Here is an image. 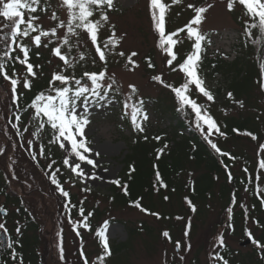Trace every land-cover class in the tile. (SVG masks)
<instances>
[{"label":"rangeland","instance_id":"rangeland-1","mask_svg":"<svg viewBox=\"0 0 264 264\" xmlns=\"http://www.w3.org/2000/svg\"><path fill=\"white\" fill-rule=\"evenodd\" d=\"M165 2L171 4V0ZM227 2L228 0H182L181 4L171 6L166 17L167 33L184 27L193 18V10L187 7L189 3L197 7L213 5L200 25L201 31L211 40V44L206 42L204 44L200 70L206 87L214 95V101H208L194 88L191 95L199 104L207 108L208 112L212 109L211 115L214 119L252 118L258 121L260 127V139L257 140L244 137L227 142L221 140L220 135L215 133L210 137L222 151L230 153L235 159L224 157L226 158L224 165L229 167L225 169L226 177L223 174L218 175L220 180L215 185L214 195L207 194L206 201L202 204L198 203L195 213L191 212L187 205V194L183 195L182 204H179L181 202L176 196H172L166 204L160 203L156 198L155 210L160 214V219L130 208H110L106 200V196L116 186L109 181L120 180L123 161L129 154L135 138L153 134L157 136L172 134L171 130L176 122L171 121L169 116L165 117V121H161L157 111L158 106L160 104L168 106L173 98L177 110L180 111L179 101L171 89L153 79L154 76H162L165 83L179 86L184 81V74L178 70L173 71L167 65L168 57L158 47L159 37L151 20L149 0H114V7L105 10L109 20L106 23L101 22L103 26L98 43L103 46L113 31L120 41L117 46H110V49L105 50L106 64L99 60L95 46L82 30H78L79 37L70 38L71 51L68 46L62 48L74 67L65 66L52 54V48L62 44V41H57L55 37L42 38L45 43L48 39L52 40L48 47H40L47 57L45 73L50 80L57 72L76 78L79 74L76 72L82 71L80 69H94L97 72L107 71L103 82L105 86L115 81L113 90L109 93V100L112 103L105 102L103 107L90 106L91 124L85 130L89 147L93 149L87 155L95 159L98 166L92 168L80 162L86 173H92L101 179L85 182L76 177L66 166L69 182L64 189L70 193L69 197L74 196L79 203H82L88 220L92 221L90 224L92 231L81 228V235H76L74 222H82L83 217L70 215L69 197H63L51 183V174L46 172V164L41 162L39 144L32 134L35 129L34 110H31L30 118L26 119L28 125H20L15 117L16 109L13 107L15 95L7 81L0 80V177L6 187L5 193L0 194V207L4 208L6 213L18 210V207L11 205V201L6 197L9 195L12 200L17 201L16 204L23 206L33 223L37 225V258L33 264H83L81 251L85 253L90 264H98L97 257L102 254L103 248L96 232L105 222L109 224L107 235L112 251V256L107 258L106 264H221L220 261H214L212 256L226 250L231 254L227 258L229 264H252V261L256 264H264V252L255 244L243 247L250 240L248 231L253 233V238L256 240L261 237L262 228L256 223L257 219L244 218L240 220L238 229L233 225L229 228L231 224L227 212L229 207L233 209L232 218L233 215L250 212L253 199L259 202L264 199V195L257 194L258 188L264 192V170L259 169L258 166L259 160L264 158V153L259 151V145L264 144V94L262 87L257 84L247 98L228 104L227 89L231 79L235 77L234 73L226 74L224 71L216 75L208 65L209 61L219 60L227 65L242 63L248 50L245 33L239 25L240 20L244 19L242 7L237 4L233 11H228ZM39 9L35 14L26 13L25 19H28L29 15L39 16L36 23L44 30L57 27L60 21L67 22V9L63 6L62 0H41ZM53 13L59 17V20L51 19ZM94 18L99 19V13ZM3 23L5 22L0 18V27ZM57 30L61 34L66 31ZM8 32L9 29L6 28L0 31V56L5 51L11 50L8 40L4 38ZM179 39L181 42L174 51L179 48L178 55H183L185 48L184 53L188 54L192 50L193 41L187 39L186 33L180 35ZM17 42L24 43L30 48L34 46L30 38L19 37ZM120 52L124 55H119ZM132 52L137 53L132 60L139 67L128 61ZM80 53L84 54V60H80ZM149 57L154 65L153 68L148 66ZM176 64L174 62L173 67ZM26 75L27 72L24 70L16 78L23 81ZM85 84L90 86V81ZM130 85H134L137 89L135 93L131 92ZM57 86H60L59 82ZM21 88L22 86H18V90ZM129 95H132L134 103H138L141 99L144 101V111L149 117L143 122L144 132L136 131L131 124L130 116L125 115L123 105ZM241 102L243 107L240 106ZM188 109L190 108L180 112H187ZM128 111L130 112V109ZM192 114L195 118V114L193 112ZM178 120H183L181 115ZM192 129L203 137L195 127V121L192 123ZM186 133L189 134L188 131ZM61 151L66 158V153ZM212 151L215 152L213 149ZM96 152L100 155L96 156ZM34 155L35 159H33ZM216 155L220 156L217 153ZM68 158L70 162L75 159ZM245 168L248 169L247 173L244 171ZM228 172L232 173L231 180L228 178ZM198 175L194 167L187 166L183 178L184 185H190ZM258 175L259 180L256 179ZM224 185L229 192L239 187L238 196L230 194V199L228 196L220 198L219 193ZM199 192L195 189L196 196L200 195ZM263 205L260 207L263 208ZM180 208L183 210L181 211ZM95 210L102 215L96 217L93 213ZM176 217L182 219L178 220ZM6 218L7 216H0V223L5 224L7 229L13 222L16 224L18 219V217L9 220ZM113 221L115 223H111ZM189 221L191 230L186 237L185 225ZM163 231H169L171 242L162 236ZM2 232L4 231L0 229V233ZM221 234L224 236L225 247L218 246V237ZM61 238L65 248V261H60L58 257V244ZM176 241L181 242L178 252L175 247ZM127 242V246L121 251L116 252L112 249ZM188 244H191L190 251L186 250ZM181 255L185 257L183 261L180 260Z\"/></svg>","mask_w":264,"mask_h":264},{"label":"snow or ice","instance_id":"snow-or-ice-1","mask_svg":"<svg viewBox=\"0 0 264 264\" xmlns=\"http://www.w3.org/2000/svg\"><path fill=\"white\" fill-rule=\"evenodd\" d=\"M40 2L41 0H0V18L5 22L2 27H0V31H3L5 28L9 29L8 34L4 38L8 40L9 47L11 45L16 46L15 48H11V51H5L3 56L0 57V61L5 58L15 59L19 64L26 67L27 72L23 81H21L17 78H13V75L9 74L6 64L0 62V76H2L4 80L10 82L13 94L17 93L18 86H22L23 89L31 90L33 79L37 77V72L34 71V65L30 62L31 49L24 43H18L17 40L19 37L30 38V42L34 44L36 48L41 46L48 47L49 44L52 43L51 39H48L47 43H45L42 38L55 37L57 41H62V44L52 48V54L58 57L67 67H74V64L69 57L64 54L62 48L68 46L69 51H71L72 45L70 38L79 37L80 32L78 30H82L88 35L91 43L95 46V53L99 60L105 64L107 63L105 50L110 49V46L115 47L120 43L114 31L103 46L98 43L99 33L103 26L101 22L106 23L109 20V16L105 10H110L114 7V0H62L63 6L67 9V22L60 21L57 27H53L50 30H44L36 23V21L39 20V16L37 15H29L28 19H25L26 13L35 14L40 10ZM181 3L182 0H171V4L166 3L165 0H149L151 20L159 37L158 47L167 55V65L172 68L173 71L178 70L184 74V81L179 86L165 83L162 76H154L153 79L161 83L164 87L171 89L179 101L180 111H183L185 108L191 109L195 114V127L201 132L204 139L217 154L221 157L235 159L230 153L222 151L217 143L210 139L214 133L220 136H224L225 133L221 131L220 126L208 112V109L199 104L191 95L194 88L195 91L202 94L208 101H214V95L206 87V82L200 70L203 58L202 54L205 50L204 44L205 42L211 44V40L201 31L200 25L206 18L205 14L213 5L208 4L207 6L197 7L195 4L189 3L187 7L193 10V18L184 27L166 33V17L170 8L172 5H179ZM237 4L242 6L244 14L248 17V20L245 21V35L252 40L253 44L264 43V0H228L227 10L233 11L234 6ZM97 13H99V19L94 18ZM51 19L59 20V17L53 13ZM57 29L66 31L64 34H61ZM254 32L258 33L259 39L254 37ZM34 33L35 35H33ZM181 33H186L187 39L193 41L192 50L186 54L181 62L173 67L174 62L178 60V53L174 51V49L181 42L179 39ZM17 49L22 56L17 55L13 58L11 52ZM119 55L123 56L124 53L120 52ZM136 55V52H132L128 57V61L130 64L139 67V65L135 64V61L132 60V57ZM79 58L80 60H84V54L80 53ZM148 66L154 67L150 60L148 61ZM260 71L264 73V62L260 63ZM83 75L90 81V86L83 83L80 79H76L75 76L65 75L63 72L54 73L49 81L50 93H45L43 91L39 92L28 107L34 110L35 117L39 120L38 131L35 134L38 136L45 125H49L54 134V139H51L50 143L56 144L66 153V158L63 159V165L69 167L76 177L87 182L88 180L101 179V177L97 175L86 173L80 163L84 162L92 168L98 166L95 159L89 158V155H87L93 151V149L89 147V140L85 131L91 124L89 118L90 106L103 107L105 106V102L108 104L112 103V101L109 100V93L112 92L115 81L113 80L111 84L105 86L103 82L107 76L106 70L98 73L85 72ZM57 82H59L60 86H57ZM261 87L264 88V81L261 82ZM130 88L132 93L137 91L134 85H130ZM228 96L231 98L232 93H228ZM18 98V95H16L15 99ZM143 106L144 101L142 99L139 100L138 103L132 102V95L127 97L123 105L125 115L130 116L131 124L138 132L145 131L143 122L147 121L149 118ZM240 106L243 107L242 102ZM129 109L130 112L128 111ZM16 119L19 120L20 117L17 116ZM13 126L16 127L15 125ZM243 135L250 136L252 140H257V136L251 132L243 133ZM145 139H147V137H145ZM155 139L158 140L160 137H155ZM29 144H31V141H29ZM164 147L166 148L167 145ZM163 151L164 149L159 150L161 154ZM259 151L264 153V144L259 145ZM39 152L40 155H45L43 147L40 148ZM95 155L99 156L100 153L96 152ZM68 157H74L75 159L70 162ZM33 159H35V155ZM52 164H55L54 160ZM258 166L259 169L264 170V158L259 160ZM55 171L59 172L60 170L57 168ZM105 171H107V169H105ZM244 171L247 173L248 169L245 168ZM131 172H135V168H132ZM227 175L229 180L233 178L231 172H228ZM256 179L259 180L260 176L258 175ZM51 183L56 186L63 197L68 198L70 196V193L61 186L55 174L51 175ZM109 183L122 187L124 194L128 195L127 185H122L119 179L110 180ZM156 184L159 186L156 189L157 191H159L160 188H167V184L161 178L159 172L156 173ZM85 190L88 191L89 189ZM257 194L264 195V192L258 188ZM167 199L169 198L165 196V200ZM261 203L264 204V199L261 200ZM187 205L191 212L195 213L197 211V207L190 199L187 200ZM134 206L141 212H147L157 219L161 218L159 213L149 212L139 201L134 202ZM65 207H67V205H65ZM0 212H6V210L0 207ZM227 212L229 214V219H231L233 209L229 207ZM80 215L83 217V221L74 222V230L77 236L81 235V228L92 231L88 221V215L85 214L82 208L80 209ZM176 219L180 220L182 217H176ZM260 226L264 227V224ZM231 227V224H229V228ZM185 228L184 235L187 237L191 230L190 221L186 223ZM0 229L5 233L8 231L3 223H0ZM108 229L109 224L105 222L96 232V236L100 239L103 248L102 254L97 257L98 264H106L107 258L112 256L109 237L107 235ZM17 231H19V229H17ZM247 235L248 238L252 240V243L264 252V243L254 239L251 231H248ZM162 236L169 242L172 241L169 231H163ZM8 246L10 248L12 247L11 241ZM218 246H226L223 234L218 237ZM175 247L179 249L181 247V242L176 241ZM186 250H191V244L186 245ZM17 255L18 254L13 252L12 258L17 259ZM80 256L83 257V264H90L83 251L80 252ZM58 257L60 261L66 260L62 238L58 244ZM184 259L185 257L181 255L180 260L183 261ZM212 259L214 261H220L221 264H229V260L218 252L212 256ZM19 264H23L22 258H20Z\"/></svg>","mask_w":264,"mask_h":264},{"label":"trees","instance_id":"trees-1","mask_svg":"<svg viewBox=\"0 0 264 264\" xmlns=\"http://www.w3.org/2000/svg\"><path fill=\"white\" fill-rule=\"evenodd\" d=\"M242 14H244L243 8ZM234 17H236V15ZM247 20L248 17L244 14V19L239 22L244 33L245 21ZM182 34L183 33L180 35ZM244 37L247 40L248 50L246 51L245 59L242 63L236 62L227 65L220 60L208 62L209 67H211L213 73L216 75L224 71L226 74L233 72L235 75V77L231 79L227 89L228 93H232L231 98L228 96V104L230 102H239L247 98L257 84L261 87V82L264 81V73L260 71V63L264 62V43L253 44L252 40L246 35H244ZM254 37L259 39L258 33L254 32ZM12 46L10 47L14 48L15 45ZM30 49V62L34 65V71L37 72V77L33 79L31 90L23 88L18 90L17 88V93L14 95H18L19 98L14 99L13 104V107L16 109L15 117H20L18 122L23 126L28 125V120L26 121V119L30 118L29 116L32 110L28 105L34 97L41 91L45 93H50L51 91L49 85L50 79L45 73L47 57L45 53L41 51L40 47L36 48L33 46V48ZM183 50L184 52L186 51L185 48ZM178 51L179 48L177 49V52ZM184 52L183 55H178L177 64L186 56ZM11 55L13 58L17 55L22 56L17 50L11 52ZM149 60L151 61L150 57L147 59V62ZM0 62L6 64L9 74L13 75V78L18 77L24 70L26 72V67L19 64L15 59L5 58ZM80 70L82 71L76 72L79 73L76 79H80L83 83H87L88 81L87 77L83 75L85 72H97L94 69ZM0 80H4L2 76H0ZM7 83L11 87L10 82L7 81ZM262 90L264 94V88H262ZM169 104L168 106L160 104L157 111L161 121H165V117L169 116L171 121L176 122V125L171 130L172 134L165 133L162 136L153 134L152 136H148L147 139H145V136H137L135 138L130 147L129 154L123 161L124 167L120 177L121 184L127 185L128 187V195L124 194L122 187L114 186L109 195L106 196L110 208H130L139 210L134 206V202L139 201L149 212H156V198H158L160 203L166 204V201H169L172 196H176L181 202L183 195L186 194L188 200L190 199L193 204L197 206L198 203L202 204L206 201L207 194L212 193L211 196L214 195L215 185L218 180H220L218 175L223 174V176L225 175L226 177L225 169L229 168L227 165H224L226 164V158L217 156L209 147L207 141L198 134V132L192 129V123L195 121V118L191 110L188 109L187 112L181 113L177 110L173 98ZM209 112L210 114L213 113L212 109ZM180 115L183 119L181 121L178 120ZM215 120L220 126L221 131L225 133L224 136H220L221 140L229 142L244 137L251 138L250 136L243 135V133L246 132H251L257 136V139H260V127L257 120L252 118H215ZM34 124L35 129L32 134L39 144V150L41 147L45 150V155H40L41 162L43 161V163L46 164V172L51 175L55 174L57 180L60 181L61 186L64 188L69 182L66 166L63 165L65 156L56 144L50 143V140L54 139L53 130L46 124L44 129L40 131L37 136L35 133L38 131L39 120L36 117H34ZM187 131L189 134L186 133ZM155 137H160V139L157 140ZM165 145H167L166 148L164 147ZM160 149H164L162 154L159 152ZM53 160L55 164H52ZM189 165L194 167L199 175L190 185L186 186L183 183V178L185 176V168ZM57 168L60 170L59 172L55 171ZM132 168H135V172H131ZM157 172L160 173L161 178L167 184V188H160L159 191L156 190L159 187L156 184ZM245 186L248 188L246 182ZM226 188L225 185L221 188L219 193L220 198L223 199L228 196L230 199V194L236 197L238 196L240 191L239 187L235 191L231 189L230 192L229 189ZM195 189L200 191L199 196L195 195ZM5 190L6 187L3 185L0 177V194H4ZM165 196L169 199L165 200ZM6 197L11 201V205L18 207L17 211L8 213L6 219L9 220L16 217H18V219L16 224L13 222L7 229V236L9 242H12V247L10 248L8 246L2 249L0 240V264H18L20 258H22L23 264H33L37 258V225L33 223L28 212L23 209V206L16 204L17 201L15 202L12 200L9 195ZM69 201L70 215L72 217H81L80 209H85L82 203H79L74 196L69 197ZM179 204H182V202ZM251 205L250 212L245 211L246 213L232 216L230 222L235 229H238L240 220L244 218H255L257 219L258 225L264 224V210L260 207L261 202L253 199ZM180 210L182 211L183 208H180ZM84 212L86 214L85 210ZM93 213L96 214V217L102 215V213L100 214L96 210L93 211ZM143 213L148 214L147 212ZM88 221L90 222V220ZM91 223L92 221L89 224ZM111 223L115 222L113 221ZM17 229H19V231H17ZM262 230V239L264 240V227H262ZM127 244L128 242L112 249L118 252L126 247ZM13 252L18 254L17 259L12 258ZM224 253L226 255H224ZM220 255H223L226 259L231 256L230 252L226 253V251L221 252Z\"/></svg>","mask_w":264,"mask_h":264},{"label":"water","instance_id":"water-1","mask_svg":"<svg viewBox=\"0 0 264 264\" xmlns=\"http://www.w3.org/2000/svg\"><path fill=\"white\" fill-rule=\"evenodd\" d=\"M0 216H1V217H5V216H6V213H5V212H1V213H0ZM0 239H1V241H2V248H3V249L6 248L7 245H8V240H7V237H6L5 233H2V234H1ZM178 251H179V249H177V252H178Z\"/></svg>","mask_w":264,"mask_h":264},{"label":"flooded vegetation","instance_id":"flooded-vegetation-1","mask_svg":"<svg viewBox=\"0 0 264 264\" xmlns=\"http://www.w3.org/2000/svg\"><path fill=\"white\" fill-rule=\"evenodd\" d=\"M1 213V212H0ZM256 223H257V221H256ZM260 226V225H259ZM261 227V226H260ZM262 228V227H261ZM262 234H263V230H262V233H261V237L259 238V241L261 242V243H264V240L262 239ZM252 244V240H248L247 242H246V244L243 246V247H245V246H249V245H251ZM228 250H226V252H227ZM228 252H230V251H228ZM263 257H264V253H263ZM252 264H256L254 261H252Z\"/></svg>","mask_w":264,"mask_h":264}]
</instances>
